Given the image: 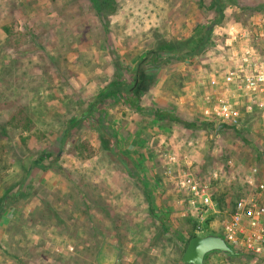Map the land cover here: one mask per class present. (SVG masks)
Returning a JSON list of instances; mask_svg holds the SVG:
<instances>
[{
    "label": "rangeland",
    "instance_id": "1",
    "mask_svg": "<svg viewBox=\"0 0 264 264\" xmlns=\"http://www.w3.org/2000/svg\"><path fill=\"white\" fill-rule=\"evenodd\" d=\"M213 2L116 0L104 22L90 0H0V201L7 189L11 197L24 188L3 204L0 264H181L183 240L198 225L221 231L243 171L257 166L264 176V118H251L240 135L207 124L205 78L225 31L257 21L264 0H231L219 21ZM200 26L212 31L203 55L166 61L160 45ZM134 77L135 99L150 112L95 99L108 82ZM70 118L78 122L64 133ZM42 153L51 157L37 163ZM50 159L53 169L42 171ZM184 173L210 181L207 212L190 209L176 184ZM81 200L91 206L86 213ZM251 259L211 253L205 264Z\"/></svg>",
    "mask_w": 264,
    "mask_h": 264
},
{
    "label": "built area",
    "instance_id": "2",
    "mask_svg": "<svg viewBox=\"0 0 264 264\" xmlns=\"http://www.w3.org/2000/svg\"><path fill=\"white\" fill-rule=\"evenodd\" d=\"M256 20L245 28L231 26L225 31L217 65H210L205 78L201 112L207 121L240 127L247 115L259 113L264 118V15ZM211 175L216 179L217 172ZM176 184L187 193L194 213L213 207L210 181L199 182L184 173ZM196 231L202 233V227L198 225ZM221 235L234 249L250 255V264L264 260V176L257 166L243 173Z\"/></svg>",
    "mask_w": 264,
    "mask_h": 264
},
{
    "label": "trees",
    "instance_id": "3",
    "mask_svg": "<svg viewBox=\"0 0 264 264\" xmlns=\"http://www.w3.org/2000/svg\"><path fill=\"white\" fill-rule=\"evenodd\" d=\"M91 1V4H92V9L94 10V13L98 14L99 16V19L102 20L104 19V22L105 21V18L109 15H112L114 13L117 12V3H116V0H90ZM213 4L216 6V8L218 9V12H219V17L217 19V21H219L221 19V13H222V8L227 5L228 3L231 2V0H213ZM261 6V5H259ZM6 28V27H5ZM211 29H209L208 26H200L199 27V30L195 29V32L190 36V37H187L186 39L184 40H176L174 42H171V43H165V45L161 46L160 47L162 48V50L164 51H167L170 53V55L168 57H166V61L168 60H175V61H179V60H186L188 58H192L193 56H195L196 54L198 55H203L202 52L206 51L208 47H210L209 45L211 44ZM148 53H150V56H151V59H155V56L157 55V51L156 49H151ZM147 53V54H148ZM141 62V61H140ZM211 65H214V63ZM216 66V65H215ZM207 76V75H206ZM135 79L137 80L136 77H134L133 81L130 82V83H124L122 81H119V80H115V81H110L108 82L106 85H104L101 89V91L98 93L97 97L95 98L96 100H104L106 98H115L116 100H122L126 105H128L129 107H132L134 108L135 110H138V111H145V112H150V110H146V109H143L142 107H140V105L137 103L136 101V96L138 95V84L133 88L134 86V83H135ZM91 107L92 109L93 108V104H91ZM152 111V110H151ZM159 111V109H154L152 111V114H156L157 112ZM14 116V115H13ZM12 116V119L15 117ZM171 116V114H170ZM250 119V118H248ZM77 119L75 118H70L68 119L67 121V129L64 130V133H67L76 123H77ZM204 124V122H203ZM202 124V125H203ZM207 124H216V128L218 130H220L222 127H225V126H229L231 128H233L234 130H236L238 132V134L240 135V131H244L243 128L245 125H248V124H244L242 123V125L240 127H235V126H232V125H229L227 123H222V122H219V123H214L213 121H209V123ZM251 144V143H249ZM110 151L112 154L115 155V158L116 160H118V162L120 163V166L122 167V169L124 170V173L127 175H131L133 174V171L131 170V168L128 166V162L123 158L121 157V155H118L115 152H113V148L111 147L110 145ZM51 157V154H48V153H42L39 157H38V162H42L43 160L45 159H48ZM59 158V155H56L53 159V161L57 160ZM51 161L48 162V164H43V165H40L39 168H41L42 171H46V170H49V169H53V164L54 162L52 161V159H50ZM36 163V161L34 162ZM33 164H31L32 166ZM31 166H29L26 171H25V176L23 178V180H21L22 182L25 181V178L30 174L31 172ZM58 170L61 171V168H57ZM23 185V184H22ZM23 190L24 188L22 187L21 188V185L18 186L16 192L10 197V195H8V192H9V189H7L5 191V193L3 194V197H2V200L0 201V223H4V210H3V204L4 202L8 201V200H12L13 198L14 199H17L18 197L20 196H23ZM146 193V198L149 199V193L148 192H145ZM85 199V197H83ZM13 199V200H14ZM234 204V203H233ZM81 209L84 210V212L86 213L88 211V209H90V205L86 203V200L85 201H79L78 205L76 206H79V208L81 207ZM77 207V209H79ZM14 210V209H13ZM154 210L153 208H151V213H153ZM227 218V217H226ZM224 218V220L226 219ZM223 220V221H224ZM79 230H83V228H75L73 232L75 231H79ZM207 232H214L213 230H209V229H204L202 233H207ZM217 233V232H216ZM221 234V231L218 232ZM195 234H197V231H191L189 234H188V237L186 239L183 240V251L188 243V240L194 236ZM115 248H118L119 250V247H115ZM117 250V249H116ZM118 253V251H117ZM97 260L99 261V263L101 262L100 260L103 259V257H105L104 255V252H103V248H98V251H97ZM114 255V254H113ZM118 254L116 255L115 254V257H117ZM249 258H251L250 255H247ZM208 258V257H207ZM230 258V257H228ZM262 262H264V260H260ZM260 261L258 260L257 263L259 264ZM181 264H183L181 261H179Z\"/></svg>",
    "mask_w": 264,
    "mask_h": 264
},
{
    "label": "water",
    "instance_id": "4",
    "mask_svg": "<svg viewBox=\"0 0 264 264\" xmlns=\"http://www.w3.org/2000/svg\"><path fill=\"white\" fill-rule=\"evenodd\" d=\"M211 253H219L226 257L243 255L241 251L230 246L220 233L207 232L197 233L188 240L181 261L183 264H205Z\"/></svg>",
    "mask_w": 264,
    "mask_h": 264
},
{
    "label": "crops",
    "instance_id": "5",
    "mask_svg": "<svg viewBox=\"0 0 264 264\" xmlns=\"http://www.w3.org/2000/svg\"><path fill=\"white\" fill-rule=\"evenodd\" d=\"M255 116H260V117H262L261 116V114H259V113H255V114H250V115H247L246 117H244L242 120H243V125L244 124H248L249 125V120L251 119V118H253V117H255ZM248 118H250V119H248ZM263 118V117H262ZM203 120H205V119H203ZM205 121H207V120H205ZM207 122H209V121H207ZM248 125H245L244 126V128H243V130H245V131H249L250 129V126L248 127ZM248 127V128H247ZM250 168V167H249ZM248 169V168H247ZM247 169L245 170V171H247ZM245 171H243V173L245 172ZM261 174V173H260ZM262 175V174H261ZM239 189H240V187H239ZM239 189H238V191H239ZM2 225H4L3 223H0V228H1V226ZM1 238V237H0Z\"/></svg>",
    "mask_w": 264,
    "mask_h": 264
}]
</instances>
